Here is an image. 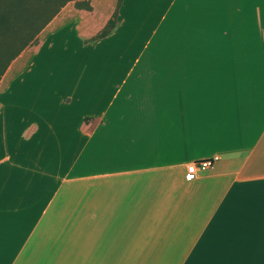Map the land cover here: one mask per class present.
<instances>
[{"label":"crops","instance_id":"0c3cea01","mask_svg":"<svg viewBox=\"0 0 264 264\" xmlns=\"http://www.w3.org/2000/svg\"><path fill=\"white\" fill-rule=\"evenodd\" d=\"M118 1L67 3L0 79V264L57 262L35 249L91 182L99 210L145 193L185 263L264 264V0Z\"/></svg>","mask_w":264,"mask_h":264},{"label":"rangeland","instance_id":"374dc122","mask_svg":"<svg viewBox=\"0 0 264 264\" xmlns=\"http://www.w3.org/2000/svg\"><path fill=\"white\" fill-rule=\"evenodd\" d=\"M103 186L99 182L87 183L84 191L76 193L59 210L54 228L43 233L40 247L35 249L38 256L55 258L57 262L51 264H191L183 261L184 255L175 245L178 238L172 240V233L154 231L152 224L143 225L145 193L134 215L129 214V194H118L121 190L111 194L99 210L92 197ZM119 203L120 213L115 215ZM99 212L103 217L107 215L100 228ZM115 227L118 229L114 232Z\"/></svg>","mask_w":264,"mask_h":264},{"label":"trees","instance_id":"16d2710c","mask_svg":"<svg viewBox=\"0 0 264 264\" xmlns=\"http://www.w3.org/2000/svg\"><path fill=\"white\" fill-rule=\"evenodd\" d=\"M89 0H0V79L26 48L36 45L41 31L69 2L90 10ZM118 1L117 9L120 5ZM116 12L91 41L107 36L114 28Z\"/></svg>","mask_w":264,"mask_h":264},{"label":"built area","instance_id":"2783aa9c","mask_svg":"<svg viewBox=\"0 0 264 264\" xmlns=\"http://www.w3.org/2000/svg\"><path fill=\"white\" fill-rule=\"evenodd\" d=\"M216 161H217V157H212L210 159H205L189 164L186 168L185 179L186 180L193 179L198 172H202L213 167Z\"/></svg>","mask_w":264,"mask_h":264}]
</instances>
